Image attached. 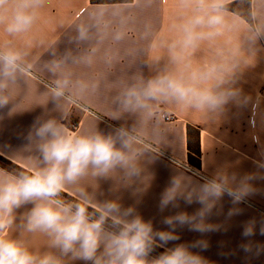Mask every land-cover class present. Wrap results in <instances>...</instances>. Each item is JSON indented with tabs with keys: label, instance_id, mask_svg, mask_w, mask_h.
<instances>
[{
	"label": "clouds",
	"instance_id": "clouds-1",
	"mask_svg": "<svg viewBox=\"0 0 264 264\" xmlns=\"http://www.w3.org/2000/svg\"><path fill=\"white\" fill-rule=\"evenodd\" d=\"M43 6L44 0H0V25L11 38L0 45V120L15 107L14 87L35 75L31 47H17L15 38L33 30ZM128 8L97 5L74 25L69 47L61 51L54 43L47 48L43 69L53 77L44 84L48 107L39 106L42 112L18 137L23 144L16 148L33 152L35 166L21 172L0 168V264H213L204 255L209 234L227 232L233 218L244 213L242 205L264 195L259 186L264 181V143L256 134L250 171L219 167L209 176L187 164L179 171L173 168L159 193L158 219H145L141 199L132 196L134 202L125 204L122 197H98L80 185L91 176L98 188L110 182L137 192L146 166L165 155L164 121L172 107L216 119L254 106L240 86V74L248 63L245 53L264 43V0H178L180 22L172 29L179 35L152 45L165 49L166 62L160 66L157 57L145 63L142 67L150 74H132L112 98L111 118L122 122L69 131L64 121L70 109L90 107L101 90L100 79L77 76L72 69L93 66L105 40L126 38ZM151 34L152 25L146 23L144 35ZM205 42L211 55L193 63ZM103 61L113 66L110 49ZM70 186L77 194L73 201L62 197ZM192 205L198 207L189 212ZM14 229L17 234L11 235ZM185 230L196 236L182 241ZM37 233L47 238V250L31 248L28 237ZM257 236L264 237V213L241 223L236 249L224 251L221 241L219 255L243 253V264H252L264 255V241Z\"/></svg>",
	"mask_w": 264,
	"mask_h": 264
},
{
	"label": "crops",
	"instance_id": "crops-1",
	"mask_svg": "<svg viewBox=\"0 0 264 264\" xmlns=\"http://www.w3.org/2000/svg\"><path fill=\"white\" fill-rule=\"evenodd\" d=\"M108 6L128 5L129 22L126 38L119 43H113L110 39L99 45L96 53V61L93 66H74L72 71L77 76L96 77L101 81L100 93L90 101V107H72L69 111L65 125L71 132H83L95 128L106 129L108 124H117L122 121L113 120L112 98L119 91L122 83L132 74L143 72L150 74L142 65L153 62L160 57V66L166 62V51L160 46L153 47L155 42L161 39L171 40L179 33L172 29L173 24L180 22L178 0H131L127 2L94 3L92 0H44V6L39 10V18L33 30L15 38L17 47L30 46L33 53L32 59L36 62L35 75L16 85L13 90L15 107L8 116L0 120V153L14 162L31 169L35 166V154L19 148L23 140L18 138L25 133L35 116L47 109V95L44 88L46 82L53 77L43 69V63L49 57L46 53L49 45L59 48L61 51L67 45V37L74 35V25L79 22L82 14L90 11L97 5ZM152 25V34L145 36V25ZM0 25V45L9 40ZM211 45L203 43L192 57L193 63H202L211 55ZM110 49L115 56L112 67L106 66L103 61L105 51ZM248 60L241 70L240 86L244 92L252 97L253 105L248 110L237 114L233 109L227 116L209 119L198 112L182 111L172 107L168 111L174 120L164 121L168 130V143L162 150L165 155L154 165H147L143 182L138 186V191L130 193L123 190L119 184L101 182L97 187V181L89 176L80 182L89 193L98 197L114 198L122 197L125 204L139 200V210L145 219L156 217L157 201L159 193L165 186L171 171L175 168L181 170V166L187 164L193 170L212 175L219 168L224 167L232 171H250L253 169L251 158L257 153L258 145L253 142L252 136H259L264 143V43L259 44L253 52H246ZM50 106V105H49ZM78 119V125L72 121ZM256 127H252V122ZM130 122V120L128 121ZM247 156L249 159H245ZM191 157L198 160L197 167L191 161ZM169 158L177 161L176 165L170 163ZM1 168V167H0ZM155 172V179L152 176ZM264 187V181L259 182ZM111 189V191H110ZM66 192L77 196L72 186ZM134 198H133V197ZM198 205L187 208L193 211ZM230 204L224 201V209L227 211ZM245 211L236 216L230 222L227 232L209 234L210 248L204 253L213 264H243V253L230 257L219 255L220 242L225 244L224 251L236 249L241 242V223L252 216L264 213V195H257L249 201L248 205H242ZM23 211V210H21ZM220 217L219 220H222ZM11 235H16L15 229ZM196 234L184 231L182 241L192 240ZM255 239L264 241V237ZM33 250H47V238L42 234L28 237ZM252 264H264V255L252 261Z\"/></svg>",
	"mask_w": 264,
	"mask_h": 264
},
{
	"label": "trees",
	"instance_id": "trees-1",
	"mask_svg": "<svg viewBox=\"0 0 264 264\" xmlns=\"http://www.w3.org/2000/svg\"><path fill=\"white\" fill-rule=\"evenodd\" d=\"M127 1H131V0H92V2H94V3L127 2ZM231 7L235 9V8L238 7V5L237 4H233ZM78 122H79L78 119H75V120L72 121V124L74 126H76V125H78ZM191 161L193 162V164L195 166H197V167L200 166V163H199L198 160H196V159L191 157ZM0 167L8 169L10 171H14L13 168H17V169H19L21 171H29V169L24 168L23 166L19 165L18 163L14 162L13 160H11L10 158L6 157L5 155H3L1 153H0ZM62 197H63V199L68 200V201H73V200L76 199L75 196H73L72 194H70V193H68L66 191H64L62 193ZM157 251L158 252L162 251V249H158Z\"/></svg>",
	"mask_w": 264,
	"mask_h": 264
},
{
	"label": "built area",
	"instance_id": "built-area-1",
	"mask_svg": "<svg viewBox=\"0 0 264 264\" xmlns=\"http://www.w3.org/2000/svg\"><path fill=\"white\" fill-rule=\"evenodd\" d=\"M174 118H175V117H174L173 115H167V116L165 117L166 120H170V121H171V120H174Z\"/></svg>",
	"mask_w": 264,
	"mask_h": 264
},
{
	"label": "rangeland",
	"instance_id": "rangeland-1",
	"mask_svg": "<svg viewBox=\"0 0 264 264\" xmlns=\"http://www.w3.org/2000/svg\"><path fill=\"white\" fill-rule=\"evenodd\" d=\"M8 166V165H7ZM14 171L16 172H21V170L17 169V168H13Z\"/></svg>",
	"mask_w": 264,
	"mask_h": 264
}]
</instances>
